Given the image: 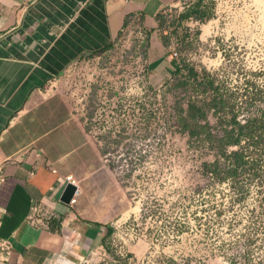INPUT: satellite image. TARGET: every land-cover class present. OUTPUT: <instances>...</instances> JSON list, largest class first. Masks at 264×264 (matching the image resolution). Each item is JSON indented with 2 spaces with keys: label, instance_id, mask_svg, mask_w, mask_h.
I'll return each mask as SVG.
<instances>
[{
  "label": "crops",
  "instance_id": "0c3cea01",
  "mask_svg": "<svg viewBox=\"0 0 264 264\" xmlns=\"http://www.w3.org/2000/svg\"><path fill=\"white\" fill-rule=\"evenodd\" d=\"M192 1L0 0V239L13 243L8 264H145L148 243L125 233L141 218L140 185L101 164L132 142L90 133L96 87L83 117L62 88L47 91L74 61L96 54L103 68L140 55L156 86L176 78L161 20ZM67 177L78 190L69 205L61 202ZM47 209L49 229L34 226L30 218ZM170 264L203 261L191 255Z\"/></svg>",
  "mask_w": 264,
  "mask_h": 264
},
{
  "label": "rangeland",
  "instance_id": "374dc122",
  "mask_svg": "<svg viewBox=\"0 0 264 264\" xmlns=\"http://www.w3.org/2000/svg\"><path fill=\"white\" fill-rule=\"evenodd\" d=\"M199 1L163 13L161 30L167 46L178 54L175 62L181 69L187 65L201 76L212 75L220 93L234 104L238 121L264 122V0H202L212 17L181 20ZM192 95V90H174L167 107L173 106L177 116V101L186 108ZM194 96L210 100L212 92ZM164 111L151 109L139 161L127 156L132 166L140 167L134 179L142 201L135 205L141 218L129 221L125 233L148 243L142 261L170 264L192 255L203 264H264V139L258 149L246 144L250 159L262 158L256 172L248 169L235 180L228 176L230 162L219 157L217 147L190 145L171 117L170 122L158 121ZM232 116L226 111L209 118L223 135L219 118ZM260 136L262 131L256 134ZM236 150L229 146L225 153ZM217 160L220 178L204 167Z\"/></svg>",
  "mask_w": 264,
  "mask_h": 264
},
{
  "label": "built area",
  "instance_id": "2783aa9c",
  "mask_svg": "<svg viewBox=\"0 0 264 264\" xmlns=\"http://www.w3.org/2000/svg\"><path fill=\"white\" fill-rule=\"evenodd\" d=\"M190 4L191 2L186 3L183 9ZM140 21L138 17L137 22ZM170 49L169 58L175 60L178 54L174 49ZM100 62L101 55L97 54L74 61L61 77L50 83L47 95L51 96L62 88L75 114L83 117L87 113L93 89L96 87V108L90 133L95 137L110 134L117 138L119 135H124L133 144L130 152L119 149L102 156L101 164L103 168L110 170L118 177L132 173V177L135 178V175L140 172V167L132 166L129 161L132 157L134 161H139L138 157L141 155L143 146L141 138L144 136V124L149 123L152 118L151 109L164 111L167 108L168 110L164 111L158 121L166 118L170 122L171 117L174 126L181 132L175 108L171 105L170 108L167 107L169 104L167 100L172 97L175 81L172 79L158 86L153 85L150 80L148 60L137 54L132 55L128 62H122L120 65L111 63L103 68ZM162 122H164L163 119ZM112 161L117 163V168H112ZM66 180L76 184L73 177H67ZM77 193L78 190L71 204L76 203ZM41 215L43 217L40 219L32 216L30 222L36 227L49 229V221L53 216L52 210H43ZM64 234L68 245L72 234L69 231H64ZM13 254L12 241L0 239V264H8ZM83 263L88 264V261Z\"/></svg>",
  "mask_w": 264,
  "mask_h": 264
},
{
  "label": "trees",
  "instance_id": "16d2710c",
  "mask_svg": "<svg viewBox=\"0 0 264 264\" xmlns=\"http://www.w3.org/2000/svg\"><path fill=\"white\" fill-rule=\"evenodd\" d=\"M208 8L203 5L200 0L193 7L185 11L181 15V20H189L192 18L203 20L212 17L208 13ZM186 68H178L177 77L175 78L173 90L179 92H187L192 90L193 95L190 97L188 105L184 108L182 100L177 101V123L181 132L187 134L190 138V145L194 142L201 143L213 149L218 148L219 157L230 162L228 166V176L233 179H238L243 171L256 172L262 161L260 156L255 159H250V154L247 153L248 145L251 143L254 148L261 147L264 136L256 137L260 131L264 134V122L255 119L247 120L244 124L238 121V112H234V104L230 100H226L220 93L218 81L208 74L203 73V76L198 74L192 67L185 65ZM184 71H188V77H183ZM183 75V76H182ZM212 92V99H199L194 94ZM209 98V97H208ZM229 111L233 114L232 118L222 121L219 118L222 126L223 135L220 134V129H216L210 120V114L216 117L221 112ZM225 124L223 125L222 123ZM219 124V123H218ZM231 126L229 130L228 127ZM219 131V132H218ZM229 146L238 147L239 150L233 151L229 155L225 153V149ZM194 147V146H193ZM259 158V159H258ZM251 160V161H250ZM254 163V164H251ZM257 167L255 168V166ZM206 172L212 173L216 177L221 176V165L219 160L211 164H204ZM256 169V170H255Z\"/></svg>",
  "mask_w": 264,
  "mask_h": 264
},
{
  "label": "water",
  "instance_id": "95a60500",
  "mask_svg": "<svg viewBox=\"0 0 264 264\" xmlns=\"http://www.w3.org/2000/svg\"><path fill=\"white\" fill-rule=\"evenodd\" d=\"M76 192H77V187L72 183L68 184L61 198V202L66 205H69Z\"/></svg>",
  "mask_w": 264,
  "mask_h": 264
}]
</instances>
